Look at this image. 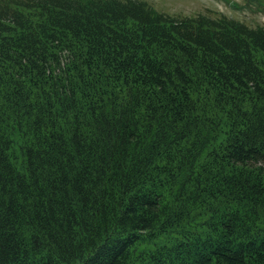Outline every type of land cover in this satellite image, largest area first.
Returning <instances> with one entry per match:
<instances>
[{
	"label": "trees",
	"instance_id": "trees-1",
	"mask_svg": "<svg viewBox=\"0 0 264 264\" xmlns=\"http://www.w3.org/2000/svg\"><path fill=\"white\" fill-rule=\"evenodd\" d=\"M0 264H264V25L0 0Z\"/></svg>",
	"mask_w": 264,
	"mask_h": 264
},
{
	"label": "rangeland",
	"instance_id": "rangeland-1",
	"mask_svg": "<svg viewBox=\"0 0 264 264\" xmlns=\"http://www.w3.org/2000/svg\"><path fill=\"white\" fill-rule=\"evenodd\" d=\"M173 15H226L250 26L264 25V0H146Z\"/></svg>",
	"mask_w": 264,
	"mask_h": 264
}]
</instances>
